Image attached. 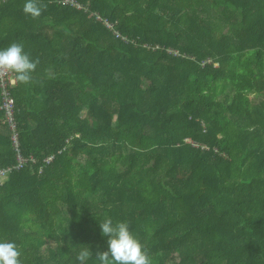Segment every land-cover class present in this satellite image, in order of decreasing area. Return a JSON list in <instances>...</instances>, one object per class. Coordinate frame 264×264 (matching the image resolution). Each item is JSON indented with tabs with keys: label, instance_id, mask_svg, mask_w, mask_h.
Listing matches in <instances>:
<instances>
[{
	"label": "trees",
	"instance_id": "trees-1",
	"mask_svg": "<svg viewBox=\"0 0 264 264\" xmlns=\"http://www.w3.org/2000/svg\"><path fill=\"white\" fill-rule=\"evenodd\" d=\"M25 2L0 0V50L39 59L15 120L21 154L53 161L0 185V241L22 264H77L83 247L96 264L111 218L152 264H264V75L245 68L264 65V0H75L134 44ZM1 120L0 168L14 163Z\"/></svg>",
	"mask_w": 264,
	"mask_h": 264
},
{
	"label": "clouds",
	"instance_id": "clouds-1",
	"mask_svg": "<svg viewBox=\"0 0 264 264\" xmlns=\"http://www.w3.org/2000/svg\"><path fill=\"white\" fill-rule=\"evenodd\" d=\"M41 0H26L23 6L25 15L37 19L46 10ZM39 59L33 60L24 51L23 45L13 42L6 49L0 50V79L11 77L17 84L28 85L33 80V73ZM99 227L102 235L108 237L107 251L96 253V264H152L145 246L130 231L127 222L113 223L105 218ZM22 252L14 242L0 241V264H22ZM92 258V252L83 247L76 256L77 264H86Z\"/></svg>",
	"mask_w": 264,
	"mask_h": 264
},
{
	"label": "built area",
	"instance_id": "built-area-1",
	"mask_svg": "<svg viewBox=\"0 0 264 264\" xmlns=\"http://www.w3.org/2000/svg\"><path fill=\"white\" fill-rule=\"evenodd\" d=\"M4 2V0H2ZM57 6L68 7L77 12H81L85 15H89L93 20L100 24L104 29H107L113 37L119 39L122 42H129L130 44H134L133 40H127L125 37L121 36L116 29L114 28V24L109 22L108 20L102 18L98 13L91 12L86 6L80 5L75 0H55L54 2ZM146 47V45H144ZM151 47H147L150 49ZM152 50H163L159 46H154L151 48ZM168 54L173 55L174 57H185L178 50L174 49H166ZM212 61L210 59H206L201 62V65H209ZM214 67L217 64H213ZM16 83H14L11 77L0 79V113L2 114L1 125L6 129L9 134V142L11 146V150L14 154V163L8 165L6 167L0 168V185H2L8 176L15 171L23 170L25 168L30 169L31 172H36L38 175L42 174V171L45 167H48L52 161L53 156L44 159L40 166H38V162L32 156H24L21 154L20 150V133L17 127V123L15 120V104L12 96V90L15 88ZM60 152H57L59 154ZM37 169L34 171L35 167Z\"/></svg>",
	"mask_w": 264,
	"mask_h": 264
},
{
	"label": "rangeland",
	"instance_id": "rangeland-1",
	"mask_svg": "<svg viewBox=\"0 0 264 264\" xmlns=\"http://www.w3.org/2000/svg\"><path fill=\"white\" fill-rule=\"evenodd\" d=\"M245 68H247V72L252 75H264V65L263 66H259L255 63H250L245 65Z\"/></svg>",
	"mask_w": 264,
	"mask_h": 264
}]
</instances>
